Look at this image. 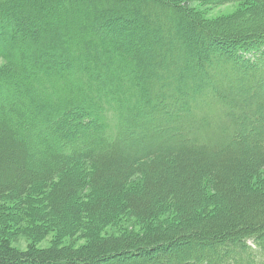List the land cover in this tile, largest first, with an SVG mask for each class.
<instances>
[{"label": "trees", "instance_id": "1", "mask_svg": "<svg viewBox=\"0 0 264 264\" xmlns=\"http://www.w3.org/2000/svg\"><path fill=\"white\" fill-rule=\"evenodd\" d=\"M233 1L0 0V229L34 243L0 264H264V0Z\"/></svg>", "mask_w": 264, "mask_h": 264}, {"label": "rangeland", "instance_id": "2", "mask_svg": "<svg viewBox=\"0 0 264 264\" xmlns=\"http://www.w3.org/2000/svg\"><path fill=\"white\" fill-rule=\"evenodd\" d=\"M177 1L187 11H190L193 14L195 13L196 17L198 19H201V21H205L208 23H215V24H217L220 21L225 20L229 17L237 15V13L244 11L246 8L245 3H240V2H236V1L231 2V0H216V2L214 4L208 3L207 1H203V0L199 1V2L193 1V0H177ZM80 5L81 4H77L78 7H80ZM77 6H76V9L81 10ZM133 29H135V28H133ZM139 31L140 30H138V32ZM199 41L200 40H195V41H193V44H189V42H188V46L183 45L182 47L184 49H190L193 51H198L199 49H201ZM141 46L142 47H139L138 49H142V48L144 49V48L148 47L149 45L147 43H145V44H142ZM211 48L213 50H217V48L213 45ZM27 58H26V60H27ZM5 66H6L5 60L0 57V70L2 68H4ZM256 125H257V122H256V124H253V126L255 128L257 127ZM38 147H40V145H38ZM35 148H37V147H35ZM37 150H38V152H40V148H37ZM15 205H16V202H14V201L0 202V221H1V219H5V217H7V216H5L6 214L11 216V217H15V216H12L10 214L12 212L13 208L15 209ZM16 208L21 209L20 206H16ZM20 218H24V217H20ZM34 220H36V219H34ZM26 222H27L26 219H20V222H18V225H19L21 230L18 231L17 233H11L9 236V239H7V242L5 241L6 240V236H5L6 234L4 232H2L0 229V243L5 241L10 247L15 248V249H19L22 251L26 250L29 247V245L34 244L32 242V240L30 239V235H29V231L27 230ZM6 225L9 226V224H6ZM134 225H135V222L130 221V220H125V222H123V223L119 222L118 227L107 226L103 230V234L119 235L121 233V230H123L122 226L125 229H126V227H127V229H131ZM10 226H13V224H11ZM10 226L8 227L9 230H10ZM0 228H1V226H0ZM8 229L5 228L4 229L5 232H8L9 231ZM133 229L135 232L138 231L137 226H135ZM53 237H55V233L53 231L49 232L48 236L43 241H41L40 243L37 242L35 245L39 248H46L47 246H50L53 243L52 242V240L54 239ZM69 241H71V239H67V238L64 239L65 244Z\"/></svg>", "mask_w": 264, "mask_h": 264}]
</instances>
